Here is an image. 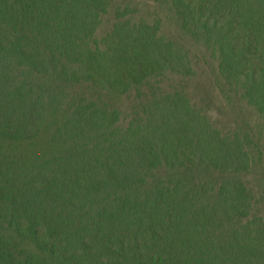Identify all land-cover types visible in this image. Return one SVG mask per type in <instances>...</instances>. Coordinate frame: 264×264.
<instances>
[{
    "label": "trees",
    "instance_id": "obj_1",
    "mask_svg": "<svg viewBox=\"0 0 264 264\" xmlns=\"http://www.w3.org/2000/svg\"><path fill=\"white\" fill-rule=\"evenodd\" d=\"M259 141L264 0H0V264H264Z\"/></svg>",
    "mask_w": 264,
    "mask_h": 264
},
{
    "label": "rangeland",
    "instance_id": "obj_2",
    "mask_svg": "<svg viewBox=\"0 0 264 264\" xmlns=\"http://www.w3.org/2000/svg\"><path fill=\"white\" fill-rule=\"evenodd\" d=\"M140 4L143 0H136ZM112 19L110 16L103 18L102 23L97 31L99 38L103 37L110 28ZM216 64L206 57L205 62H201L198 67V74L188 86V93L192 100L200 106L208 107L212 117L220 120L225 124H234L239 119L247 122L252 129L255 128L256 119L244 103L240 101L228 102L222 98L216 88ZM128 108V103L125 106ZM48 126L43 133L46 138L49 135ZM256 133V130H254ZM257 137V136H256ZM259 146L264 147L263 142L259 141Z\"/></svg>",
    "mask_w": 264,
    "mask_h": 264
}]
</instances>
